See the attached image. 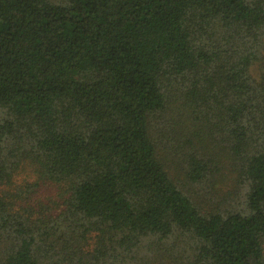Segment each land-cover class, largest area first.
I'll return each instance as SVG.
<instances>
[{
	"label": "trees",
	"instance_id": "16d2710c",
	"mask_svg": "<svg viewBox=\"0 0 264 264\" xmlns=\"http://www.w3.org/2000/svg\"><path fill=\"white\" fill-rule=\"evenodd\" d=\"M0 264H264V0H0Z\"/></svg>",
	"mask_w": 264,
	"mask_h": 264
}]
</instances>
